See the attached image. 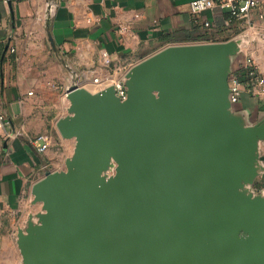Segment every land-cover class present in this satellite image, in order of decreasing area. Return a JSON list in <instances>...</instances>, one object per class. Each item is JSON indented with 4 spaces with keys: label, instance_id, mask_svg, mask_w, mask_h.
Here are the masks:
<instances>
[{
    "label": "water",
    "instance_id": "water-1",
    "mask_svg": "<svg viewBox=\"0 0 264 264\" xmlns=\"http://www.w3.org/2000/svg\"><path fill=\"white\" fill-rule=\"evenodd\" d=\"M243 42L168 45L128 69L124 100L67 87L73 150L31 186L21 264H264V119L229 99Z\"/></svg>",
    "mask_w": 264,
    "mask_h": 264
},
{
    "label": "crops",
    "instance_id": "crops-1",
    "mask_svg": "<svg viewBox=\"0 0 264 264\" xmlns=\"http://www.w3.org/2000/svg\"><path fill=\"white\" fill-rule=\"evenodd\" d=\"M47 1L0 0V114L6 120L0 129V264H20L15 232L29 212L39 210L31 204V186L47 170L64 169L72 152L73 141L56 129L66 115L64 94L71 84L90 86L96 75L135 64L168 45L218 42L239 33L249 35L246 47L255 43L245 53L264 77L256 15L264 0L251 10L250 22L230 18L226 7L216 5L194 16L188 0H51L50 11ZM102 51L112 59L108 68ZM242 57L233 60L234 73ZM234 108L251 124L262 120L264 95L243 92ZM260 147L264 164V140ZM252 189L264 192V172Z\"/></svg>",
    "mask_w": 264,
    "mask_h": 264
},
{
    "label": "built area",
    "instance_id": "built-area-1",
    "mask_svg": "<svg viewBox=\"0 0 264 264\" xmlns=\"http://www.w3.org/2000/svg\"><path fill=\"white\" fill-rule=\"evenodd\" d=\"M259 1L260 0H222L216 3L215 0H188V5L191 14L194 16H198L202 12L211 9L216 5L220 8L226 7L230 18H243L250 22V12L258 6ZM46 6L50 11L55 6V2H52L51 0L47 1ZM256 15L260 24L261 40L264 43V9H260ZM230 20L231 19L228 21ZM249 25H251V23ZM204 26L209 27L210 23L204 22ZM261 54L264 57V46L261 48ZM101 59L102 65L105 68L112 65V59L106 51H102ZM239 63L241 66V74L231 71L228 78L230 88L229 99L233 107L239 102L243 92H247L248 94L256 97L264 95V77L258 72L253 56L250 54H244ZM132 65L133 64H126L120 66L119 68L115 67L111 72H107L104 76L96 75L93 77L92 82L96 84V90H101L112 85L116 96H118L121 100H124L127 95V89L124 84V74ZM74 83L79 85L77 82ZM5 121V117L0 114V129L4 127ZM42 137L43 136H41V138ZM46 146V143L43 144L40 151H43ZM262 153L264 154V148L262 149ZM252 191L255 192L256 190L252 189ZM255 193H257V191Z\"/></svg>",
    "mask_w": 264,
    "mask_h": 264
},
{
    "label": "rangeland",
    "instance_id": "rangeland-1",
    "mask_svg": "<svg viewBox=\"0 0 264 264\" xmlns=\"http://www.w3.org/2000/svg\"><path fill=\"white\" fill-rule=\"evenodd\" d=\"M240 35H247V34H245V33H239V34H235L234 36H232V37H230V38H225L224 40H220V41H218V42H223V41H228V40H230V39H234V38H237L238 36H240ZM247 36H249V35H247ZM252 43V42H251ZM255 46V43H252V45L251 46ZM251 46L249 47V46H247L246 47V45L244 44V43H242L241 44V47H240V49H241V53L240 54H238V55H234L233 57H232V60H234L236 57H240V56H244V54H247V53H245L246 51H250V50H248V49H251ZM86 88H88V89H90L91 91H96V89H97V86H96V84L95 83H93L92 81H91V85L90 86H86ZM64 97H65V94H64ZM66 114H67V108H66ZM70 140H72L73 141V144H74V139H70ZM72 150H73V148H72ZM72 153V152H71ZM71 155V154H70ZM69 155V156H70ZM256 192V191H255ZM257 193H260V191H257ZM33 200V196L31 195V197H30V201H32ZM32 204V203H31ZM33 206L34 205H38L39 206V209H40V207H41V203H35V204H32ZM29 213H34V212H29ZM28 213V214H29ZM27 214V215H28ZM26 218H27V216H26ZM26 220V219H25ZM25 220L22 222V224H21V226L24 224V222H25ZM16 233V232H15ZM17 245V244H16ZM17 248H18V246H17ZM18 251H19V249H18ZM19 255H20V251H19ZM20 264H21V255H20Z\"/></svg>",
    "mask_w": 264,
    "mask_h": 264
},
{
    "label": "trees",
    "instance_id": "trees-1",
    "mask_svg": "<svg viewBox=\"0 0 264 264\" xmlns=\"http://www.w3.org/2000/svg\"><path fill=\"white\" fill-rule=\"evenodd\" d=\"M239 74H241V71H239ZM242 76V75H241Z\"/></svg>",
    "mask_w": 264,
    "mask_h": 264
}]
</instances>
